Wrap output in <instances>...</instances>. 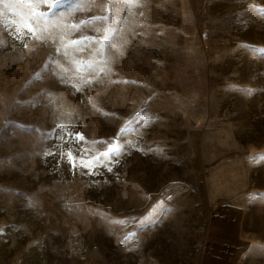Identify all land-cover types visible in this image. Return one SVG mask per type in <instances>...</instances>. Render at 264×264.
I'll return each instance as SVG.
<instances>
[{
  "label": "rangeland",
  "instance_id": "obj_1",
  "mask_svg": "<svg viewBox=\"0 0 264 264\" xmlns=\"http://www.w3.org/2000/svg\"><path fill=\"white\" fill-rule=\"evenodd\" d=\"M226 229L264 264V0H0V264H201Z\"/></svg>",
  "mask_w": 264,
  "mask_h": 264
},
{
  "label": "crops",
  "instance_id": "obj_2",
  "mask_svg": "<svg viewBox=\"0 0 264 264\" xmlns=\"http://www.w3.org/2000/svg\"><path fill=\"white\" fill-rule=\"evenodd\" d=\"M239 217V213H234ZM241 217V216H240ZM228 241L225 243H216V233L212 232L208 238V244L203 252L201 264H238L240 252L238 242L229 239V232L226 229ZM239 255V257H238Z\"/></svg>",
  "mask_w": 264,
  "mask_h": 264
},
{
  "label": "snow or ice",
  "instance_id": "obj_3",
  "mask_svg": "<svg viewBox=\"0 0 264 264\" xmlns=\"http://www.w3.org/2000/svg\"><path fill=\"white\" fill-rule=\"evenodd\" d=\"M57 7H59V3L56 5ZM107 17H97L96 19H106ZM77 136H80V134H77ZM82 138V137H81ZM113 151H119L118 148H110L109 149V153L113 152ZM109 153H104V155H109ZM54 154V153H53ZM70 164H72V166L75 168L77 167L78 165H76L73 161H69ZM84 166H87V165H84ZM111 170V169H109Z\"/></svg>",
  "mask_w": 264,
  "mask_h": 264
}]
</instances>
